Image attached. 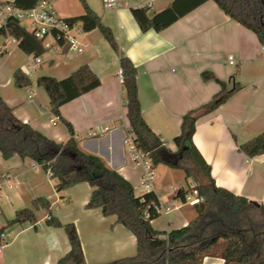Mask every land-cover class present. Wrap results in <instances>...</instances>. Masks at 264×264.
I'll return each instance as SVG.
<instances>
[{
  "label": "crops",
  "instance_id": "0c3cea01",
  "mask_svg": "<svg viewBox=\"0 0 264 264\" xmlns=\"http://www.w3.org/2000/svg\"><path fill=\"white\" fill-rule=\"evenodd\" d=\"M122 1L125 6L108 10L101 0H86L111 29L118 52L98 29L83 31L78 26L75 35L87 43L83 52L57 47L51 38L46 47L51 54L45 56V51L40 55V66L33 74L36 86L16 88L12 74L17 68L23 71L31 58L15 46L9 54L0 56L2 99L20 121L56 142H65L72 136L81 150L102 158L134 187L141 169L131 163L124 144L129 124L118 77L119 54L129 57L136 67L137 95L145 122L171 150L176 149L173 138L180 132L182 115L206 103L220 89L216 81H204L200 76L204 70L211 71L226 81L228 89L235 82L241 87L196 120L192 142L210 165L216 186L264 207V153L248 157L237 148L238 144L264 133V50L256 35L224 14L213 0L203 2L159 32L152 29L142 32L130 11L140 0ZM152 1L150 11L157 12L172 0ZM53 7L61 18L84 12L79 0H53ZM229 56H233L235 64L228 63ZM82 64L89 65L100 84L60 106L61 115L71 125L69 131L50 112L48 95L36 84V78L50 75L61 79ZM236 64L241 65V71L231 78ZM96 125L110 129L98 136H86L87 129ZM31 162L28 157L13 155L4 160L0 156V174L10 172L19 180L8 192V198L0 201L3 222L13 218L17 209L31 207L34 198L44 197L53 215L63 223L75 225L87 263L108 262L136 253L134 235L117 223L114 215L104 216L100 208L85 207L92 190L87 182L57 191L55 179L40 166L31 167ZM155 170L154 194L171 209L151 219L152 227L169 231L185 226L196 214L194 205L181 204L175 190H186L189 179L183 170L164 164H158ZM178 170L183 173L186 187L181 177L176 179ZM47 214V209L40 207L35 210V223L6 227L8 243L0 252V264H55L69 250L63 228L45 225ZM201 264H223V259L205 256Z\"/></svg>",
  "mask_w": 264,
  "mask_h": 264
},
{
  "label": "trees",
  "instance_id": "16d2710c",
  "mask_svg": "<svg viewBox=\"0 0 264 264\" xmlns=\"http://www.w3.org/2000/svg\"><path fill=\"white\" fill-rule=\"evenodd\" d=\"M207 0H172L157 12L148 7H131V14L142 32H159ZM231 19L251 30L264 48V0H213ZM38 0H13L18 8L34 6ZM84 12L67 17L68 24H77L83 31L98 29L109 46L118 52V45L111 29L90 8L86 0H79ZM0 3H3L0 1ZM18 40V48L27 55L40 56L46 51L44 38H36L16 19H9L6 30ZM65 46L62 39L57 40ZM126 117L135 144L147 152L153 165L164 164L183 170L185 177L197 182L202 200L194 205L195 216L180 228L159 231L152 227L151 219L159 213L154 192L135 195L132 184L116 170L106 165L97 155L81 150L71 136L65 142H56L20 121L12 108L0 96V156L6 160L13 155L28 157L55 179V189L61 191L85 181L92 188L86 208H100L102 215H114L115 221L126 227L135 237L136 253L108 262L87 263L81 241L72 222H61L50 211L44 197H36L31 207L19 208L5 227L15 223H35V210L46 208L45 225L63 228L69 241V250L55 264H201L205 256L219 257L223 264H264V207L226 188L216 186L210 165L203 159L192 142L196 120L216 109L241 85L237 82L228 89L224 80L211 71L204 70V81H216L220 89L210 100L186 111L181 118L180 132L173 138L176 146L171 150L145 122L137 95L136 67L129 57L119 54ZM237 72L233 74L236 75ZM16 88L29 87L32 80L20 68L12 74ZM36 84L49 98V110L69 131L70 123L60 113V106L86 93L100 84L99 77L87 64L80 65L68 76L58 79L40 75ZM187 142L189 148L182 150ZM238 150L248 157L264 153V133L238 144ZM185 190H178L175 197L183 199Z\"/></svg>",
  "mask_w": 264,
  "mask_h": 264
},
{
  "label": "built area",
  "instance_id": "2783aa9c",
  "mask_svg": "<svg viewBox=\"0 0 264 264\" xmlns=\"http://www.w3.org/2000/svg\"><path fill=\"white\" fill-rule=\"evenodd\" d=\"M104 9L116 10L125 6L122 0H101ZM153 5L152 0H140L135 7H148ZM9 19H16L22 23L36 38H45L49 36L54 40L57 47L62 45L58 43V39H62L67 51L73 53H81L86 48L87 43L80 41L75 32L77 31V24H68L64 18L58 16L53 7V0H38V2L29 8H18L9 2L0 3V29L6 30V24ZM15 46H18V40L11 36L7 31L0 33V56L9 54ZM263 48V47H262ZM264 50V48H263ZM29 64L23 68V72L27 75L34 74L39 68L41 59L40 56L30 55ZM229 64H235L233 56L228 57ZM119 80L122 81L121 70H118ZM29 97L32 93H29ZM110 128L108 126L96 125L87 129L85 135L89 137L98 136ZM126 151L129 155L130 161L133 165L141 169V174L138 182L134 185L133 190L137 195H142L148 192H154V184L156 180V170L147 152L141 150L134 142V135L127 126L126 135L124 138ZM39 164L31 162V167H37ZM19 183L18 176L10 172H3L0 174V201L3 198H8V192L15 188ZM178 190H175V193ZM157 202L154 204L155 210L158 213H168L171 207L164 204L156 196ZM202 200V196L198 193L197 182L189 179V184L181 204L187 203L195 205ZM176 206H172L175 208ZM6 227L0 216V252L7 245Z\"/></svg>",
  "mask_w": 264,
  "mask_h": 264
},
{
  "label": "rangeland",
  "instance_id": "374dc122",
  "mask_svg": "<svg viewBox=\"0 0 264 264\" xmlns=\"http://www.w3.org/2000/svg\"><path fill=\"white\" fill-rule=\"evenodd\" d=\"M102 4V3H101ZM52 41V39L49 37V36H47V37H45L44 38V44L46 45V47L48 46V43H50ZM12 48H13V46H11ZM49 54H51V50H46V55L45 56H48ZM233 68H234V71L235 72H238V70L239 71H241V65L239 66V65H234L233 66ZM30 78H31V80H32V84L30 85V87H32V88H34L36 85H35V75H33V74H30V76H29ZM160 170H161V168H158L157 169V175H160ZM182 171L181 170H178V171H176V179H178L179 177H181V183L186 187V183H185V180H184V178L182 177ZM163 216V215H162Z\"/></svg>",
  "mask_w": 264,
  "mask_h": 264
},
{
  "label": "water",
  "instance_id": "95a60500",
  "mask_svg": "<svg viewBox=\"0 0 264 264\" xmlns=\"http://www.w3.org/2000/svg\"><path fill=\"white\" fill-rule=\"evenodd\" d=\"M187 148H189V144H188L187 142H185V143L182 145L181 149H182V150H185V149H187Z\"/></svg>",
  "mask_w": 264,
  "mask_h": 264
}]
</instances>
